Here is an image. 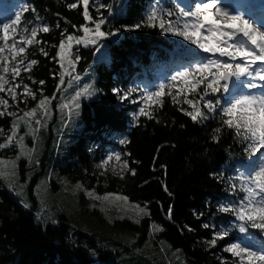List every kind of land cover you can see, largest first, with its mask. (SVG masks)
Returning a JSON list of instances; mask_svg holds the SVG:
<instances>
[{
  "label": "trees",
  "instance_id": "trees-1",
  "mask_svg": "<svg viewBox=\"0 0 264 264\" xmlns=\"http://www.w3.org/2000/svg\"><path fill=\"white\" fill-rule=\"evenodd\" d=\"M19 4L37 9L45 22L50 25V33L40 35L48 43L45 44L50 56H54L58 48L50 47L51 43L59 42V29L55 28L59 13L70 24L77 26L85 23L77 10H68L66 4L72 0H17ZM151 0H90V12L96 16V4L104 3L112 6L115 24L102 28L125 25L131 27L145 18ZM165 7H174L164 0ZM107 17V10H102ZM32 16L31 11L25 12L22 19ZM61 27H68L69 34L77 33L75 28L60 21ZM106 55L102 61L94 64L95 86L98 98L82 102L78 134L69 145L66 162L60 173L72 182H81L86 190L97 195L116 194L129 197V203L149 204V217L141 218L140 224L122 220L116 221L114 227L126 231L136 237L138 245L142 244L150 234L152 223L163 227L156 237L168 247L183 254L186 264H219L217 257L231 259L221 247L226 240L218 242L216 248L208 247L204 241L210 239L212 232L200 227L202 220L213 224L216 229L228 226L232 217L216 214V204L228 194L223 186L210 178V173L225 171L234 175L242 159L239 143L231 135L223 134L219 145L211 140L213 121L204 124H194L185 117L178 106L173 105L171 98L165 96L162 107L153 113L155 119L140 117L133 120L134 107L127 100L121 102L113 95L112 88L124 90L135 86L140 79L151 80L150 71L154 56L166 55L170 44L167 35L158 30L142 29L137 31L121 30L116 41L104 40ZM27 48L30 58L39 61L33 66L31 76L37 80H45L43 86L34 85L27 79L28 73H22L25 82L33 88L36 99H21L14 107L17 115L33 108L41 97L54 98L59 84V67L57 60L52 61L39 54L38 48ZM82 59L76 62V73H82L93 60L94 49H84L78 46ZM58 59V58H57ZM53 72L55 74H53ZM199 91V90H198ZM191 96V94H190ZM187 108V105H183ZM12 117H0V143L6 142L9 135ZM159 121V122H157ZM184 127L181 128L180 125ZM126 141V143H122ZM164 146V147H161ZM160 151L157 152V149ZM15 152L14 145L8 149H0V157H6ZM120 153L122 159L129 161V167L136 169V175L129 172L122 175L111 173L100 174L97 166L110 154ZM155 160V171L153 161ZM139 161L140 163H133ZM20 163V167L23 166ZM166 165L167 171L162 172L160 165ZM225 166H228L227 169ZM20 173H22L20 171ZM123 176V179H121ZM149 181L144 184L143 181ZM166 182L172 197L165 194L161 184ZM33 182L29 188V198L32 196ZM55 189V186L52 185ZM211 202L207 209L205 202ZM173 207V220L169 222L166 216L169 206ZM204 211L202 220L193 216V210ZM57 226L50 224L37 225L33 210L28 211L5 188L0 180V264H91L88 249H94V241L82 232L72 231L65 219L60 216ZM189 225L194 232L179 231L183 225ZM73 239V240H72ZM101 255V254H100Z\"/></svg>",
  "mask_w": 264,
  "mask_h": 264
},
{
  "label": "snow or ice",
  "instance_id": "snow-or-ice-1",
  "mask_svg": "<svg viewBox=\"0 0 264 264\" xmlns=\"http://www.w3.org/2000/svg\"><path fill=\"white\" fill-rule=\"evenodd\" d=\"M168 3L173 4L174 7H165L162 0H155V6L150 5L145 18L140 22L131 27L125 25L113 27L106 32L102 30L104 26L115 24L112 6L100 3L95 7L97 15L93 16L90 12L92 7L90 0H72L66 4V8L77 10L78 6L81 7L79 14L82 15L85 23L79 26L70 24L59 13L54 14L57 17L55 28L59 29L60 37L58 44H50V47L58 48L54 56H50L45 47L48 42L40 35L49 34L50 25L45 22V17L37 9L24 6L16 12L13 20L0 25V33L3 34L0 35V93L7 92L15 102H19L21 98L36 99L33 88L25 82L22 73H28L27 79L34 85L43 86L45 80H37L31 76L33 66L38 65L39 61L29 57L27 54L29 46H34L33 51L38 48L40 55L52 61L58 58L59 84L56 87L61 92H66V88L60 89V85L65 83L66 76L70 77L68 88L73 86V82H77L78 86L80 81L79 75H72L76 71V62L82 59L80 49L73 50V43L82 45L84 49L92 46L96 52H99L103 47L101 41L118 36L121 30L142 29L158 30L161 34L181 38L187 44L181 43L180 40L173 41L169 50H166V55L153 57L151 62L153 67L162 74H167L169 81L167 84H158L156 91L140 90L139 104L144 106L139 107L138 104L139 111L133 113V120H138L140 117L155 119L153 113L156 108L152 105L162 107L163 98L168 96L172 104L178 106L177 110L194 124H204L211 120L217 125L211 135L213 143L219 145L224 133L231 135L240 145L241 158H246L250 163L246 166L241 165L245 171L237 168L235 175L219 171L210 173V178L222 185L228 194L217 201L216 214L234 217L238 223L233 224L228 221L227 227L216 229L213 224L202 220L204 211L194 209L193 216L197 220H202L200 227L212 232L210 239L204 241L210 248H216L218 242L228 237L232 231L238 230L239 233L246 234L252 229L264 234V30L239 14L230 15L226 8L219 5L218 0H195L193 4L187 6H181L179 0H168ZM102 10H107V17ZM29 11L32 16L22 19L23 14ZM61 20L65 25L70 24L75 28L77 33L82 32V35L69 34L67 26L61 27ZM201 53L209 55L202 56ZM135 92V88L123 92L119 88H112L113 95L118 96L121 102L129 100L132 104L138 103L133 96ZM85 94L91 98L96 92L88 84L81 91H76L72 96L76 109L80 108V98ZM50 103V98L39 100V106L45 111V120L51 118L48 110ZM183 105L188 107L185 108ZM64 107L67 105L62 104L61 108ZM36 113L37 109L34 107L31 111H24L23 115L17 118V111L14 107H10L9 100L0 98V117L6 115L12 117L11 134L6 136V142L0 143V149L9 148L14 137L17 136L21 122L29 127L28 135L35 140V130L31 129L27 118L35 116ZM76 115L78 116L79 112H76ZM71 116L72 112L69 111V118ZM36 123L42 122L37 120ZM180 127L183 128L184 125L181 124ZM19 147L21 154L27 155L29 164L39 163L38 160H34L33 150L25 151L24 136L19 137ZM159 151L160 148L157 149V152ZM258 153L261 162L258 170H255L253 158ZM112 160L120 163L122 172L136 175V169L130 168L129 161L122 159L120 153H116L115 156L108 155L100 167ZM155 160L156 158L153 161V171L156 167ZM133 163L140 162L133 161ZM0 166H2L0 176L6 179H18L14 161L0 159ZM227 167L225 166L226 169ZM160 168L162 172L167 171L166 165L162 164ZM115 172L116 169L113 167V173ZM143 183L147 184L149 181L145 180ZM76 188H80V185L77 184ZM161 188L169 197L173 196L166 182L161 184ZM88 195L92 196L93 193L89 192ZM95 199L101 201L102 205L116 207L122 213H132L129 219H133L135 224H140L142 217L150 216L147 202L143 206L139 203L130 204L126 195L109 194L96 196ZM23 206L29 208L27 203ZM205 206L211 209V202L206 201ZM101 210L104 211V208L102 207ZM166 216L168 221L172 222L171 205L167 209ZM123 218L120 216V219ZM49 219L54 225L58 223L56 219ZM43 222L47 223V220ZM151 227L155 232L165 230L154 223ZM185 230L195 231L187 224L179 229L181 233ZM261 247L264 248V244ZM223 252L230 254L231 259L217 257L219 264H264V251H255L239 243H228V246L223 247Z\"/></svg>",
  "mask_w": 264,
  "mask_h": 264
},
{
  "label": "rangeland",
  "instance_id": "rangeland-1",
  "mask_svg": "<svg viewBox=\"0 0 264 264\" xmlns=\"http://www.w3.org/2000/svg\"><path fill=\"white\" fill-rule=\"evenodd\" d=\"M264 3V0H261ZM164 3V0H162ZM195 0H179L181 6H187L193 4ZM221 7L228 10L230 15H237V8L241 7L242 17L249 20L252 24L257 27H261L264 30V24L256 20L250 19L246 16L247 11L245 8V3L242 2L237 4L232 1L231 3H222L218 0ZM99 4H96V6ZM150 5L155 6V0H151L149 6L145 13L149 10ZM172 6H174L172 4ZM10 8L11 12L6 13V9ZM23 8L22 4H19L16 0H0V25L10 22L15 18L16 12ZM240 15V14H239ZM0 35H3L0 33ZM118 36L109 37L108 41H116ZM180 40L181 43L187 44L186 41H182L181 38L172 37L167 35V42L171 45L173 41ZM104 41V40H103ZM103 47L99 52L94 51L93 60L90 65L82 73H72L73 76L79 75L80 81L73 82V86L68 88L69 76L65 77V83L60 85V89H67L66 92H61L58 89V93L54 98L51 99V103L48 105L50 119L45 120V111L43 107L39 106V100L47 97H41L38 99L37 104L34 106L37 109V113L33 117L27 118L31 129L35 130V140L32 136L28 135L29 127L25 126L23 122L19 124V130L17 136L14 137L11 145H14L15 152L6 157H0V159L6 161H14L16 164V176L18 179H6L4 176H0L5 188H7L10 193L22 204H29L28 211L33 210V216L35 219V224L46 225L50 224L55 226L60 223L59 217L61 214H67L74 217V220L79 221H68L65 220L71 229L77 232H82L87 230L89 237H92L94 241L95 248L88 249V255L91 260V264H186L184 256L180 251L173 250L168 247L162 240L156 237L158 232H155L152 228L147 239L140 245L136 242V237L126 231H119L114 227L116 221L127 220L134 222L133 219H129L132 213H122L116 207L110 205H102L101 201L96 200L97 195L93 191L85 189V186L81 182H72L66 176L60 173L61 168L66 162V154L69 145L73 142L75 136L78 134L81 120V106L82 102H88L98 98V90L95 86V73L94 64L102 61L106 55V43L101 42ZM78 46L73 43V50ZM195 47V46H190ZM199 51V50H197ZM202 56L209 55L201 53ZM57 65L58 59H57ZM175 71V69H173ZM151 80L140 79L136 81L133 88L136 92L133 96L137 99V104L128 103L134 107V112L138 113L139 107L144 106L139 104L140 90L144 89L147 91H156L157 86L160 83L167 84L169 77L167 74H162L158 70L150 71ZM88 84L91 85L95 90L96 94L89 98L86 94L82 95L80 98V108L76 109L74 107V102L72 101V96L75 95L76 91H81L84 86ZM131 88V89H133ZM175 91V89H173ZM0 98H6L9 100V105H16L17 102L12 101L11 97L8 96L7 92L0 93ZM31 97H28V100ZM22 101H26L21 98ZM67 105V107L61 108V105ZM139 104V107H138ZM33 107V108H34ZM32 108L25 111H31ZM69 111L72 112L71 118H69ZM24 112V111H23ZM23 112L17 115V118L23 115ZM79 112V115H76ZM133 112V113H134ZM133 113L131 115H133ZM39 120L42 123L37 124L36 121ZM12 124V121H11ZM11 134V127L9 135ZM24 136V149L33 150L34 160H38L39 163L29 164L27 155L21 154V149L19 147V137ZM109 155L115 156V153H110ZM19 157V159H17ZM107 159V157L105 158ZM104 159V160H105ZM255 162V170H258V165L261 162L259 153L253 158ZM23 162V166L20 167V163ZM103 161L97 166V170L100 174L113 173V167H115L116 172L114 175H122L124 172L121 171V165L119 162L112 160L109 161L107 165L100 167ZM250 162L244 159L237 168L240 171H245L244 167L241 165H248ZM2 167V166H0ZM20 171L22 173H20ZM236 174V171H235ZM234 174V175H235ZM33 182L32 196L34 201L32 202L29 198V188ZM10 184L12 185L10 187ZM79 184L80 188H76ZM55 186V189L52 188ZM93 193L89 196L88 193ZM19 193V195H17ZM116 196V194H111ZM143 206V205H141ZM24 207V206H23ZM104 208V211L101 208ZM123 216V219H120ZM39 217V218H38ZM56 219L57 224H52L51 219ZM47 220V223L43 221ZM231 223H238L235 218L232 217ZM227 227V226H226ZM73 231V230H72ZM109 235L117 237L119 240V247L114 251L117 255V259L113 256L111 250H107V246L111 248V243L108 242ZM73 240V239H72ZM226 242L221 247L228 246V243H239L242 246H249L255 251H264L261 247L264 244V234H260L256 230H249V233L242 234L239 231L230 232L229 236L225 238ZM114 249V247L112 248ZM95 253V255H93ZM100 254H105L106 256H100ZM228 254V253H227ZM230 255V254H229Z\"/></svg>",
  "mask_w": 264,
  "mask_h": 264
},
{
  "label": "crops",
  "instance_id": "crops-1",
  "mask_svg": "<svg viewBox=\"0 0 264 264\" xmlns=\"http://www.w3.org/2000/svg\"><path fill=\"white\" fill-rule=\"evenodd\" d=\"M105 195H109V194H105ZM105 195H101V196H105ZM61 216L65 219V220H68V221H79V220H74V217L72 216H69L67 214H61ZM143 218V217H142ZM58 225V224H57ZM55 225V226H57ZM82 233L84 234H88L89 235V232H87V230H83ZM108 239H110L108 242H110L112 245H111V248L110 247H106L107 250H111L112 251V254L113 256L116 257V259L118 258L116 253H114V251H116V249L119 247V245H121V243H119V240L117 239V237L113 236V235H109L108 236ZM114 247V249H112ZM100 256H103L105 257L106 255L105 254H101Z\"/></svg>",
  "mask_w": 264,
  "mask_h": 264
},
{
  "label": "bare ground",
  "instance_id": "bare-ground-1",
  "mask_svg": "<svg viewBox=\"0 0 264 264\" xmlns=\"http://www.w3.org/2000/svg\"><path fill=\"white\" fill-rule=\"evenodd\" d=\"M17 1V0H16ZM256 2V1H255ZM238 14H242V12H237Z\"/></svg>",
  "mask_w": 264,
  "mask_h": 264
},
{
  "label": "built area",
  "instance_id": "built-area-1",
  "mask_svg": "<svg viewBox=\"0 0 264 264\" xmlns=\"http://www.w3.org/2000/svg\"><path fill=\"white\" fill-rule=\"evenodd\" d=\"M74 231V229H72ZM77 231V230H76Z\"/></svg>",
  "mask_w": 264,
  "mask_h": 264
}]
</instances>
